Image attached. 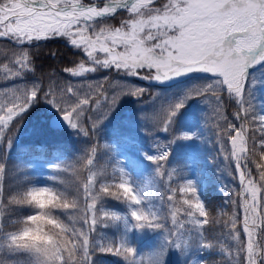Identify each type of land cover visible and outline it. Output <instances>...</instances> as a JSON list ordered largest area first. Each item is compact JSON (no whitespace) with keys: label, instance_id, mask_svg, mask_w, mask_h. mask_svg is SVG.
Returning a JSON list of instances; mask_svg holds the SVG:
<instances>
[{"label":"snow or ice","instance_id":"obj_1","mask_svg":"<svg viewBox=\"0 0 264 264\" xmlns=\"http://www.w3.org/2000/svg\"><path fill=\"white\" fill-rule=\"evenodd\" d=\"M153 4L154 0H106L101 7L86 6L81 0H0V38L12 40L17 45L31 44L42 39H66L94 65L86 67L82 61L75 68L65 70L72 75L95 71L97 67L114 68L135 77H140L143 69L150 73L154 70V74L140 78L157 81L194 70L215 75V89L226 88L239 105L235 118L242 123L239 130L235 125H230L229 135L236 132L235 136H231L232 157L236 160L239 172L245 213L243 230L247 235V243L241 250L245 253V264H258L264 258V245L257 240L261 227H264V194L259 196L258 202V193H264V154L256 163L257 180L250 170H246L247 131L244 123L247 122L249 113L244 108V85L246 69L264 61V0H167L160 8L153 7ZM118 10L129 13V17L119 27L105 26L96 30L94 25L102 21L98 18L113 15ZM16 63L20 70L27 69V54ZM4 67L10 71L7 65ZM20 70L12 72V75H17ZM38 88L39 85L30 91L25 90L16 98L18 103L0 107V136L4 135L14 118L33 101ZM67 91L72 93L73 89L68 88ZM141 91L136 89L132 94L139 96ZM44 95L62 113L64 121L73 128L79 126L87 134V130L78 123V118L84 111L83 106L91 105L87 96L80 99L74 107H62L59 99L49 98L51 92H45ZM95 103L98 105L100 101L97 99ZM182 106V102H177L167 110L164 128ZM258 120L260 126L256 131L264 136V115L259 116ZM98 124L99 119L94 118L92 127L95 128ZM259 147L264 150V139L260 140ZM167 155V152H162L158 156L149 157L158 163V172L162 168L160 162L165 161ZM88 164H92L91 159ZM96 182L94 177H89L84 188L86 201H91L87 203L84 216V224H91L88 231L83 228L70 230L55 216L54 210H67L70 204L52 188L33 187L13 196L10 203L30 205L37 211L24 218V226L19 231L6 234L4 238L8 247L29 253L34 264H88L92 244L89 233L97 224L95 213L98 195L94 191ZM112 188L123 191L136 228L160 226L154 222L156 212L131 207L140 205L142 198L134 194L130 182L121 180L115 184L100 185L101 193L120 199L119 193L113 192ZM179 191L182 196L187 197L183 203L187 205L185 214L189 218L188 223L193 226L190 230L201 231L203 222L196 214L204 217L206 212L196 199L192 182L186 181ZM174 196L175 189L168 195V201L172 202ZM89 213L92 215L89 216ZM104 216L120 219L118 213L111 211H104ZM149 217L153 219L149 220ZM172 218L173 224H176L178 221L175 211ZM232 231L236 232L235 221ZM66 236L68 239H65ZM235 238H239L238 232ZM201 246L208 248L214 245L202 241ZM99 250L124 255L126 259L134 256L133 248L119 242L112 243L111 246L101 245Z\"/></svg>","mask_w":264,"mask_h":264},{"label":"rangeland","instance_id":"obj_2","mask_svg":"<svg viewBox=\"0 0 264 264\" xmlns=\"http://www.w3.org/2000/svg\"><path fill=\"white\" fill-rule=\"evenodd\" d=\"M93 1L102 6L106 2V0H81L82 3ZM96 3L90 4L97 5ZM116 13L121 15L115 25V27H119L129 17V13L125 10H118ZM99 29L96 28L97 31ZM3 39L17 45L12 40ZM8 69L10 71L3 68L0 73V107H10L12 103H18L19 101L16 99L18 96L22 95L25 90L30 91L34 86H37L35 82L22 80L19 73L12 75V72H15L13 68ZM152 74H154V70L151 72ZM202 75L207 77L205 78ZM73 77L74 79L69 86L49 98L59 99L62 107H68L69 105L74 107L80 99L86 96L90 99L91 105L83 106L85 112L83 111L78 118V123L81 124L83 122V114H85L90 126H92L94 118L99 119L95 135L101 144L110 148L114 155L109 171L110 174L116 175L123 181L126 179L127 182L131 179L132 183L130 182V184L134 186L132 175H135L137 171L134 170L132 174L129 172L128 161L130 156L135 155L136 143L130 139L128 134L139 132L141 138L146 133H149L150 137L159 134L174 136L175 138L179 137L185 141L187 154L186 158H183L181 162V165L185 167V175L177 182V193L180 201L187 198L182 196L179 191L180 187L186 184V181L192 182L196 198L200 194L201 186L199 178L196 176V167L202 161L200 153L205 146L214 150L213 163L217 166L215 167L216 170H218L215 171V174L218 175V181L225 184L226 179L224 177L227 176L229 171L225 153L228 154L230 150L229 144L225 148L221 145L220 137L217 138V132L213 131L214 124L221 121L222 118L221 101L218 99L219 95L217 94L219 89H215V81L217 79L210 78L216 77L215 75L210 73H189L162 81L144 78H141L144 80L140 81L135 76H109L101 73L100 70H95L81 75H73ZM245 81L244 108L253 116L264 115V65L251 72ZM68 88H72L73 92L68 93ZM136 89L142 90L141 95L134 96L132 94V91ZM97 99L100 101L98 105L95 103ZM177 102H182L183 106L164 128V115ZM53 112L60 111L52 103H49L47 99L42 112L44 113L42 119L27 117L22 121L17 120V122L13 123L15 125L12 127L13 133L11 135L6 134L11 127L6 129L5 134L0 136V144L2 139L5 143L4 154L10 158L16 156L13 151L15 143L17 145L32 143L37 152L40 145L39 140L57 139L63 133L69 131L77 133L76 130L79 126L73 128L70 125L64 131L50 129L47 125V118ZM151 131L153 132L152 135ZM262 139H264V136ZM213 142L214 146H210ZM259 143L260 141H258V144L256 143L253 151L256 159H259L264 154V150L260 149ZM87 153V145L74 147L73 154L75 157H85ZM24 168L33 176V180L26 185V189L46 187L44 186V175L52 172L55 168V163L50 159H38L37 155H34V157L26 159ZM238 181L240 182L239 175ZM101 184H113V182L107 181ZM167 197V194L163 197L160 206L161 213L160 215L157 214L154 221L160 225L159 227L136 228L134 226L135 221L130 216L131 209L129 204H127L125 214L122 215L123 220L120 223L121 234L115 240V243H123L134 249V256L129 257V259L132 258L131 260L124 257V264H133V261L135 264H200L201 258L204 256L208 260H213L215 256L221 257L220 255H214L213 251L215 248L222 249V231L226 230L227 242L231 247L230 250H223L222 252L224 255L223 264H237L238 247L236 245L240 236L238 239L235 236L237 232L239 233L240 227L238 224L236 225V221L241 216L244 223V211L240 214L239 209L235 213L230 211L227 215L226 225L221 226L219 219H223V217L221 212L216 211L217 208L215 207V211H210L207 214L209 220L213 223V226L208 231L203 226L199 232L190 230L193 226L188 223L187 218V221L184 222L187 230L181 236L178 232L177 224H173L172 213L174 209ZM222 197L228 199L229 194L226 190L223 192ZM240 199L242 203L243 198L241 195ZM131 207L148 210L143 208L141 204L132 205ZM100 210L102 212L101 216H104V211L114 212L113 209L108 207H101ZM36 211L33 207L27 216L36 214ZM257 214L259 216V209ZM225 218L226 214L224 213ZM152 219V217H149V220ZM234 221L236 232L232 231ZM249 223H251V220H249ZM257 224H259V218L257 219ZM20 229L8 232H1L0 230V245L8 246L4 238L6 234L19 231ZM260 230L264 234V227H261ZM202 241L214 246L204 248L201 246ZM20 252L23 254L25 264H34L33 258L29 253L23 250H20ZM80 255L82 257V252ZM92 258L93 256L90 254V261Z\"/></svg>","mask_w":264,"mask_h":264},{"label":"trees","instance_id":"obj_3","mask_svg":"<svg viewBox=\"0 0 264 264\" xmlns=\"http://www.w3.org/2000/svg\"><path fill=\"white\" fill-rule=\"evenodd\" d=\"M166 2L167 0H155L153 5L156 8H160ZM119 16L118 14H114L112 17L104 18L94 25V27H113L117 23L116 20ZM65 41L66 39L60 37L45 39L30 46H15L9 44L6 40L0 39V70L5 65L16 67L20 70L16 62L22 60L24 55L27 54L29 60L28 68L20 70V74L25 79L36 80L38 82L36 84L39 85L36 97L23 112L19 113L18 118L27 115H38L46 104L45 92L55 94L69 85L68 82L71 80V74L65 71L66 69L75 68L82 61L86 67H94V65L87 61L86 56L78 51V48L76 52H72L65 45ZM104 71L110 76L123 73L122 71L118 72L114 68H108ZM140 73L144 76L147 75V72L143 70ZM217 94L221 101L222 118L221 121L214 124L213 131L217 132L218 135L216 137H220V143L224 148L229 144L230 152L228 154L225 153L227 164L229 165V173L225 184L217 181L218 175L215 174V167L217 166L213 163V154L215 152L211 148L204 147L203 152H201L202 161L196 167V175L201 179L200 192L205 212L213 210L220 199L219 208L221 209L223 219H219V223L221 226H225L227 215L230 211L235 213L239 209V214L244 211L240 201L241 184L238 181L239 172L236 160L232 157L231 136H235L236 132L233 131L229 135L230 125H235L236 129L239 130L242 121L235 118L239 105H237L235 98L227 92V89L220 88ZM258 117V115L253 116L249 114L246 118L247 122L244 123V128L247 131L246 163L248 164V169L246 170H250L253 178L257 180L259 178L256 172V163L260 158L256 159L253 151L256 143L258 144V141L263 137L259 131H256L260 126ZM84 128L87 130V134L83 132L79 140L63 139L58 142H51L45 144L44 150L41 151L48 156L63 157L62 160H56L58 166L53 175L46 177V185L60 193L64 200L70 204V208L67 210L63 208L54 210V214L70 230L72 228L77 230L83 228L84 231H88L91 224H84V216L87 203H91V201H86L84 188L88 183L89 177H94L97 181L94 185V191L98 195L95 213L97 224L94 230L89 233V238L92 242L89 254L93 258L88 264H124V255L109 253L99 249L101 245L107 244L111 246L115 238L120 236V222L123 220L122 215L125 214L128 202L125 200L121 189L112 188L113 192L119 193L120 199H117L115 196L104 195L100 192L99 186L101 182L113 180V184H115L119 183L121 179L116 175L109 174V167L113 159V154L109 150V147L100 144L98 140L93 142V128H90L87 123ZM152 133L151 131V135ZM89 134L93 135L90 139L87 137ZM138 135L131 136L133 139L136 138L134 141L139 143L140 148L134 156L129 157L128 165L130 171H137L135 175H132L134 186L131 184L130 186L135 194L141 196V206L156 213H161L160 206L163 197L166 194L170 195L171 190L175 189L172 207L177 214V226L180 230H183L184 227L182 225L186 218L185 209L187 205L178 200L176 187L173 184L185 175V167L180 164L187 154L185 141L179 137L175 138L174 136L159 134L150 137V134L146 133L142 138ZM81 142H84V145L88 146V153L85 157H75L71 148ZM29 146V144L22 146L18 150L16 148L14 152L25 150ZM210 146H214V142ZM49 148L50 151H47ZM162 152H167L168 155L165 161L160 162L162 168L158 172V163L149 159V157L158 156ZM89 159L92 160L91 165L88 164ZM29 179V176L21 166L20 159L16 157L8 158L4 155L3 144L0 145V230L4 232L13 231L23 226L22 221L33 207L10 203L9 201L18 193L26 191L25 185ZM124 181L127 182V180ZM223 190H226L229 196L233 198L232 202L229 200L225 201L222 198ZM261 194L263 193H258V196ZM71 205H75V207H71ZM102 205L113 209L114 212L118 213L120 219L105 216L100 217L98 208ZM224 213L226 214L225 219ZM91 215L89 213V216ZM196 215L199 217L198 213ZM200 218L203 219L202 222L205 228L210 229L213 226L207 215H205V218ZM236 224L242 225V237L239 240L238 251L240 252V264H245V253L241 249L247 243V235L245 234L244 236L241 216L238 217ZM222 235L224 248H229L230 246L227 244V230L222 231ZM259 235H261V232L258 233L257 240L259 244H262L264 240ZM65 239H68V237L66 236ZM215 252L218 254L220 250L216 249ZM222 262V259H214L212 264H222ZM0 264H25V260L20 250H12L8 246L0 245ZM202 264H210V262L204 261ZM258 264H264V258H261Z\"/></svg>","mask_w":264,"mask_h":264},{"label":"water","instance_id":"obj_4","mask_svg":"<svg viewBox=\"0 0 264 264\" xmlns=\"http://www.w3.org/2000/svg\"><path fill=\"white\" fill-rule=\"evenodd\" d=\"M49 124L52 127L63 128L68 124V122L64 121L62 114H54L49 118Z\"/></svg>","mask_w":264,"mask_h":264},{"label":"bare ground","instance_id":"obj_5","mask_svg":"<svg viewBox=\"0 0 264 264\" xmlns=\"http://www.w3.org/2000/svg\"><path fill=\"white\" fill-rule=\"evenodd\" d=\"M86 6H88V5H92V4H85ZM194 71H198V70H194ZM189 73V72H188ZM186 74V73H185ZM181 75H184V74H181ZM181 75H179V76H181Z\"/></svg>","mask_w":264,"mask_h":264}]
</instances>
